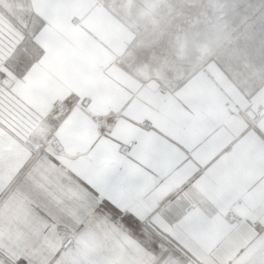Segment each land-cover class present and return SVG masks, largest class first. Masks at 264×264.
<instances>
[{"label":"crops","instance_id":"0c3cea01","mask_svg":"<svg viewBox=\"0 0 264 264\" xmlns=\"http://www.w3.org/2000/svg\"><path fill=\"white\" fill-rule=\"evenodd\" d=\"M32 8L40 27L31 36L0 15V71L13 82L0 86V249L27 264H136L134 241L104 227L107 214L153 221L194 258L187 264H264V226L220 215L264 208L258 13L167 88L120 61L131 30L97 0ZM71 96L120 114L102 129L75 110L61 127V153L31 152L23 141Z\"/></svg>","mask_w":264,"mask_h":264},{"label":"rangeland","instance_id":"374dc122","mask_svg":"<svg viewBox=\"0 0 264 264\" xmlns=\"http://www.w3.org/2000/svg\"><path fill=\"white\" fill-rule=\"evenodd\" d=\"M97 1L115 13L131 30V39L120 54V61L141 77L158 78L167 88H175L197 67L218 55L223 44H229V39L236 37L244 23L253 24L252 20L257 13L258 31L264 29V0ZM32 3L33 0H0V15L11 20L17 27L20 25L26 35L31 36L34 29L40 27ZM1 28L4 26L0 22ZM111 112V115L116 113ZM259 117L251 119L253 126H256ZM243 203L240 201L237 204ZM257 207H251L255 210L249 213L251 215L237 207H233L230 214L220 215L227 219L230 216V220L234 219L236 223L251 221L262 227L264 208ZM112 218L104 214L103 226L114 235L117 233L119 238L134 241L136 264H187L195 261L189 254L179 251L153 221L128 224L124 222V217ZM94 231L99 230L88 229V232ZM102 231L104 233L107 230L103 228ZM111 233L108 232L109 235ZM67 237L66 240H69L70 237ZM128 248L131 252L130 246ZM7 260L17 261L18 264L28 263L12 258L0 249V264H6Z\"/></svg>","mask_w":264,"mask_h":264},{"label":"built area","instance_id":"2783aa9c","mask_svg":"<svg viewBox=\"0 0 264 264\" xmlns=\"http://www.w3.org/2000/svg\"><path fill=\"white\" fill-rule=\"evenodd\" d=\"M11 85L10 78L5 74L0 73V86L10 88ZM91 100L90 96L56 100L48 110L47 114H45L46 116L43 118L36 131L31 133L23 143L33 153H42L47 150L54 152V154L61 153L63 151V144L60 138L61 127L70 113L75 110L87 114L95 120L98 126L102 129L111 126L117 117V113L111 115V111H116L108 109L107 112L97 113L91 109ZM109 117H112V119L109 120ZM125 149L127 148L125 147L124 150ZM68 242L69 240H66L65 243ZM8 261L9 260H7L6 264H8ZM9 264L18 263L13 260L9 261Z\"/></svg>","mask_w":264,"mask_h":264},{"label":"snow or ice","instance_id":"6c2138e0","mask_svg":"<svg viewBox=\"0 0 264 264\" xmlns=\"http://www.w3.org/2000/svg\"><path fill=\"white\" fill-rule=\"evenodd\" d=\"M101 203H103V201H102ZM108 203H112V202L109 200ZM113 207H115V205H113ZM118 210H119V209H118ZM186 219H187V217H186Z\"/></svg>","mask_w":264,"mask_h":264},{"label":"bare ground","instance_id":"6f19581e","mask_svg":"<svg viewBox=\"0 0 264 264\" xmlns=\"http://www.w3.org/2000/svg\"><path fill=\"white\" fill-rule=\"evenodd\" d=\"M11 83H12V85H13V82H12V81H11ZM12 85H11V86H12ZM71 237H72V236H71ZM66 244H68V243H65V245H66Z\"/></svg>","mask_w":264,"mask_h":264}]
</instances>
